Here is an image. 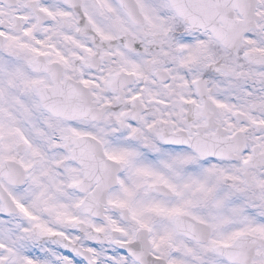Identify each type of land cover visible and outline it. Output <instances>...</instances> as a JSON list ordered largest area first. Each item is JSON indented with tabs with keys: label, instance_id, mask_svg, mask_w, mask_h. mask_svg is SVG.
I'll list each match as a JSON object with an SVG mask.
<instances>
[{
	"label": "snow or ice",
	"instance_id": "snow-or-ice-1",
	"mask_svg": "<svg viewBox=\"0 0 264 264\" xmlns=\"http://www.w3.org/2000/svg\"><path fill=\"white\" fill-rule=\"evenodd\" d=\"M0 264H264V0H0Z\"/></svg>",
	"mask_w": 264,
	"mask_h": 264
}]
</instances>
